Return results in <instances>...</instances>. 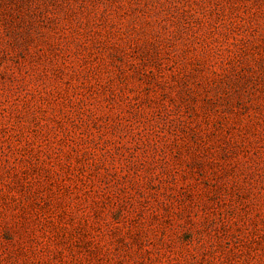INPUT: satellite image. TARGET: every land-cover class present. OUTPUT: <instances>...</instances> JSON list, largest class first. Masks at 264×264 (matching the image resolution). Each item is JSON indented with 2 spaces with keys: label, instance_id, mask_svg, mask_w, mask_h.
Masks as SVG:
<instances>
[{
  "label": "rangeland",
  "instance_id": "374dc122",
  "mask_svg": "<svg viewBox=\"0 0 264 264\" xmlns=\"http://www.w3.org/2000/svg\"><path fill=\"white\" fill-rule=\"evenodd\" d=\"M0 264H264V0H0Z\"/></svg>",
  "mask_w": 264,
  "mask_h": 264
}]
</instances>
